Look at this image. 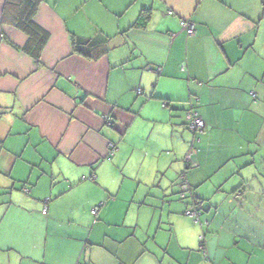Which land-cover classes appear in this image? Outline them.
<instances>
[{
  "label": "crops",
  "instance_id": "0c3cea01",
  "mask_svg": "<svg viewBox=\"0 0 264 264\" xmlns=\"http://www.w3.org/2000/svg\"><path fill=\"white\" fill-rule=\"evenodd\" d=\"M31 1L0 0V264H264V0Z\"/></svg>",
  "mask_w": 264,
  "mask_h": 264
},
{
  "label": "trees",
  "instance_id": "16d2710c",
  "mask_svg": "<svg viewBox=\"0 0 264 264\" xmlns=\"http://www.w3.org/2000/svg\"><path fill=\"white\" fill-rule=\"evenodd\" d=\"M29 1V0H28ZM35 1L36 0H32L31 2H30V5H34V3H35ZM8 3L10 4V3H12V1H8ZM16 25H18V26H21V27H23V29L24 30H26V31H29V37H28V44L26 45V46H24V48L26 49V51H28L29 53H31L32 55H34V56H37V54H38V51H39V49H40V47L43 45V43H44V41H45V39H46V34H47V32H46V30H44V29H42L40 26H38L37 24H34L33 23V21L30 19V18H25L22 22H20V21H18V22H14ZM35 41V42H34ZM89 39H87V40H78V41H75L74 40V42H73V50L74 51H76V52H79V53H82V54H84V55H87V51H86V48H85V46L87 45V44H89ZM30 45H32V46H30ZM164 101H166V100H164ZM190 110H192V109H190ZM192 111H194V110H192ZM196 114H198L196 111H194ZM189 115V114H188ZM198 115H200V114H198ZM203 119V118H202ZM204 120V119H203ZM188 123H189V118H188V120L186 121V126L190 129V130H192V131H198L199 129H191L189 126H188ZM204 124H205V121H204ZM203 127H204V125H203ZM202 127V128H203ZM201 128V129H202ZM188 151V155L183 159L184 161V164H185V166L188 168L189 166H190V164H191V162H190V155H191V152H190V150L188 149L187 150ZM187 168H185L184 170H183V174L182 175H180L181 176V181H185L186 180V176H185V174H186V171H187ZM181 191H184L185 192V194L183 195V196H180L179 194V198L180 199H184V198H189L187 201H186V203H185V207H184V209L187 207V205L189 204V203H197V205H198V208H199V214H200V212H201V202H202V199L200 198V196L199 195H197V194H190V193H186L187 191L188 192H191L192 193V187L191 186H188V188H186L185 190H180L179 191V193L181 192ZM242 190H239L238 192L236 191V193L238 194V196H240V195H242L241 192ZM184 209H183V212H184ZM43 212H45V208L43 209ZM92 214H94V215H96L97 214V212L96 213H93L92 212ZM184 214H186V213H184ZM199 214H198V219L195 221L194 219H193V217L192 216H190V215H188V214H186V215H188V216H190L191 218H192V220L193 221H195V222H199ZM204 235H205V233H204V231H201L200 233H199V235H198V239H199V241H200V243L202 244V242H203V240H204Z\"/></svg>",
  "mask_w": 264,
  "mask_h": 264
},
{
  "label": "built area",
  "instance_id": "2783aa9c",
  "mask_svg": "<svg viewBox=\"0 0 264 264\" xmlns=\"http://www.w3.org/2000/svg\"><path fill=\"white\" fill-rule=\"evenodd\" d=\"M169 12H171V10H169ZM181 24L186 26L188 33H192L194 31V25H193L192 21L181 19ZM137 91L140 92V89L137 88ZM251 93H252V95H254V92H251ZM203 125H204V120L202 119V117L200 115L196 114L194 111L189 110L188 126L191 129L195 130V129H201L203 127ZM184 194H185L184 191H181L179 193L180 196H183ZM99 205H100V203H97L94 206H92L91 212L96 213L98 211ZM184 213L192 216L193 219L196 221L198 219V214H199V208H198L197 203L196 202L195 203H189L187 205V207L184 209Z\"/></svg>",
  "mask_w": 264,
  "mask_h": 264
}]
</instances>
